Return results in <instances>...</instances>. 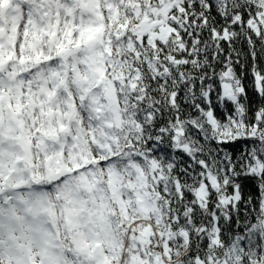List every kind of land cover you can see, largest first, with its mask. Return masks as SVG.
Instances as JSON below:
<instances>
[{"label": "snow or ice", "instance_id": "1", "mask_svg": "<svg viewBox=\"0 0 264 264\" xmlns=\"http://www.w3.org/2000/svg\"><path fill=\"white\" fill-rule=\"evenodd\" d=\"M0 264H264V0H0Z\"/></svg>", "mask_w": 264, "mask_h": 264}, {"label": "trees", "instance_id": "2", "mask_svg": "<svg viewBox=\"0 0 264 264\" xmlns=\"http://www.w3.org/2000/svg\"><path fill=\"white\" fill-rule=\"evenodd\" d=\"M242 211H243V209H242Z\"/></svg>", "mask_w": 264, "mask_h": 264}]
</instances>
